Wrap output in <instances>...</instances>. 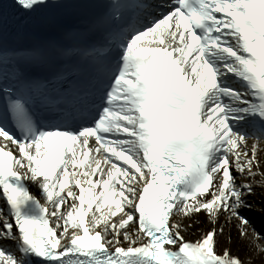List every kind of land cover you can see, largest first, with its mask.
Segmentation results:
<instances>
[{"label": "snow or ice", "instance_id": "obj_1", "mask_svg": "<svg viewBox=\"0 0 264 264\" xmlns=\"http://www.w3.org/2000/svg\"><path fill=\"white\" fill-rule=\"evenodd\" d=\"M254 213L264 0H0V264H264Z\"/></svg>", "mask_w": 264, "mask_h": 264}, {"label": "bare ground", "instance_id": "obj_2", "mask_svg": "<svg viewBox=\"0 0 264 264\" xmlns=\"http://www.w3.org/2000/svg\"><path fill=\"white\" fill-rule=\"evenodd\" d=\"M255 214H258V213H255ZM233 235H235V232H233ZM262 243H264V241H262ZM245 253H248L247 248H244V249L241 251V254H243V256L245 255ZM248 254L250 255V253H248ZM255 264H260V261L257 260V261L255 262Z\"/></svg>", "mask_w": 264, "mask_h": 264}]
</instances>
